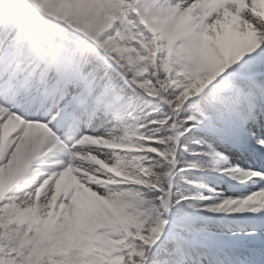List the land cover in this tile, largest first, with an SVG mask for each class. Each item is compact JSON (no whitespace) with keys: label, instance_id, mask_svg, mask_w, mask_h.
Instances as JSON below:
<instances>
[{"label":"snow or ice","instance_id":"1","mask_svg":"<svg viewBox=\"0 0 264 264\" xmlns=\"http://www.w3.org/2000/svg\"><path fill=\"white\" fill-rule=\"evenodd\" d=\"M0 264H264V0H0Z\"/></svg>","mask_w":264,"mask_h":264}]
</instances>
